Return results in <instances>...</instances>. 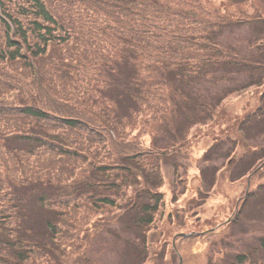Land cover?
<instances>
[{"label": "trees", "instance_id": "1", "mask_svg": "<svg viewBox=\"0 0 264 264\" xmlns=\"http://www.w3.org/2000/svg\"><path fill=\"white\" fill-rule=\"evenodd\" d=\"M0 12V264H99L88 248L117 223L152 230L151 244L143 233L134 239L145 245L137 264H168L175 229L158 232L156 217L172 150L143 137L168 125L175 142L194 125L201 137L203 125L226 115L227 96L264 83V0H0ZM225 33L242 48L216 40ZM215 72L213 103L205 92ZM233 119L236 129L264 133L262 108ZM223 138L210 150H222ZM242 145L248 167L234 180H247L264 158V147ZM260 190L243 202L264 201ZM261 226L243 247L240 235H221L206 264H264ZM63 244L66 263L55 257Z\"/></svg>", "mask_w": 264, "mask_h": 264}, {"label": "rangeland", "instance_id": "2", "mask_svg": "<svg viewBox=\"0 0 264 264\" xmlns=\"http://www.w3.org/2000/svg\"><path fill=\"white\" fill-rule=\"evenodd\" d=\"M214 1L216 3H221L225 0ZM248 11V13H252L254 9L249 8ZM238 32L241 31H234V34H237ZM241 33L247 34V32ZM230 36L231 34L225 33L221 39L216 40L224 43L229 42V45L233 44L232 46L235 50H240L242 47L233 39H229ZM220 76V73L217 72L211 76L215 81L212 80L213 86L205 92L207 100L213 103L218 100L221 91V86L218 83ZM206 84L203 85L206 86ZM186 90H188V88H186ZM258 91L262 93L264 91V85L260 87ZM258 91L256 88L251 87L241 95L229 98L224 104L222 103V107L219 109L225 111L226 115H220L217 123L213 122L212 126L203 127L205 128L203 129L205 131L213 129L215 134H221L224 136L221 140V143L224 142V144L221 145L223 146L222 150L217 149L209 151L213 142L212 138L208 136H196L193 138V135L191 137L193 143L188 142L187 145L190 144V146H188L186 150L180 153L175 152L176 154L164 158V167H162V170L166 177L164 178V186L162 189L166 195L168 203L158 215L160 226L165 227L158 232L163 233L165 230L176 228L173 231H168L170 254L172 256V258L168 257V264H205L212 253V246L210 243L218 240L223 234L227 236L229 233L234 236L237 234L240 235L241 240L239 241V244H241L242 247L243 242L252 243L256 238L255 233L259 232L258 227H260L264 221L262 218L257 219L258 217H264V201L259 200L257 203L255 200L248 199L245 203L243 202V196L246 195L250 189L253 191L258 188V190L255 191H258V194L261 193L260 189L264 188V168H260L247 178V180H244L246 179L244 177L243 181L240 183H227V177L232 172L238 174L248 167L247 163L245 165L242 163L246 157H250L247 153L246 146H243L242 143H246L245 141L251 139L252 145H257L259 144L258 141H260V145L250 146L252 149L249 148V151L251 152L254 148L264 147V139L256 137L261 133L259 132L260 128L251 132L245 130V132H243L240 130V127H238L239 129L235 132H231V137L229 138L224 122L229 120L227 116L235 117V115L243 114L244 112H242V109L244 107L251 108L253 111L260 108L258 102L261 100L260 102L263 103L264 97L263 99L259 98L260 93ZM191 93H193V91H191L190 94ZM184 124L185 123H181L180 132H182ZM171 128L172 125L165 126L164 130H159V134L155 138L151 135L150 137L149 135H145L143 139H148V141L153 139L161 145L168 146L174 142V138L171 137L173 134ZM254 138L257 143H254ZM234 149L237 150L236 155L233 156V158L231 157L230 160L227 159L226 156ZM206 152L212 154L213 160L205 161L204 157ZM258 154L263 155L260 151ZM226 162L229 163L228 169L219 172L217 175L211 176L209 173H205L207 176V179H205L202 173V177L205 179V184L207 183V186L210 187V189H213V194L204 200L197 192V187L205 186L200 176V171L208 164H217L216 166L220 167L222 164H226ZM263 162L264 158L261 159L257 165L260 166L261 164H264ZM177 169H180V171H177ZM182 173L184 176H182L183 179H180L178 176ZM231 175L232 174H230V176ZM187 188L189 189L188 192ZM204 190H207L206 186L204 187ZM174 195L177 197L179 196L178 200L172 201ZM195 202L204 203L200 206V215H198L197 219L195 215L191 217L189 212L185 215L183 209L186 205H191ZM244 203L246 204L245 206ZM240 211H242V213H239ZM170 212L172 213L169 216ZM237 212L238 214H241L240 220L238 223L232 224L231 221ZM176 215H178V217H176ZM166 222L169 227L165 226ZM240 223H243L244 226H240ZM112 228L117 232L113 235L109 233L102 234L92 242V245L88 248V257L94 260V263L96 261L99 262V264H137L144 253V250L141 247L145 245L142 243L138 245V242L142 241L134 239L141 236L143 233L145 244L148 245L149 240L146 238L147 228L144 229V232L143 230H140L138 233H135L134 230L126 232L125 227L120 223L113 224ZM138 248L140 259L138 258V260H136L133 257ZM220 249L222 250L223 248L220 247Z\"/></svg>", "mask_w": 264, "mask_h": 264}]
</instances>
